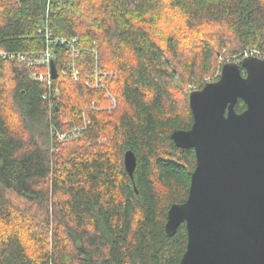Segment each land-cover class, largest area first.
Wrapping results in <instances>:
<instances>
[{
    "label": "trees",
    "instance_id": "16d2710c",
    "mask_svg": "<svg viewBox=\"0 0 264 264\" xmlns=\"http://www.w3.org/2000/svg\"><path fill=\"white\" fill-rule=\"evenodd\" d=\"M49 33L52 85L17 58ZM62 36L82 49L78 80L62 73ZM248 47L264 51V0H0V264H179L186 224L172 236L165 225L196 154L171 134L191 128L190 92L219 79L221 56ZM92 49L104 87L86 85Z\"/></svg>",
    "mask_w": 264,
    "mask_h": 264
},
{
    "label": "water",
    "instance_id": "95a60500",
    "mask_svg": "<svg viewBox=\"0 0 264 264\" xmlns=\"http://www.w3.org/2000/svg\"><path fill=\"white\" fill-rule=\"evenodd\" d=\"M52 78H58L55 61ZM246 103L242 112L235 105ZM194 122L171 137L193 148L196 167L185 202L174 203L165 225L170 236L181 223L187 246L179 264H264V57L222 65L219 79L190 92ZM133 179L137 157L124 155Z\"/></svg>",
    "mask_w": 264,
    "mask_h": 264
},
{
    "label": "built area",
    "instance_id": "2783aa9c",
    "mask_svg": "<svg viewBox=\"0 0 264 264\" xmlns=\"http://www.w3.org/2000/svg\"><path fill=\"white\" fill-rule=\"evenodd\" d=\"M51 34H47V46L46 48L38 53V54H24V53H19L17 55V58L20 61H26L28 64H36L39 66H44L46 69L43 71H34L32 72V77L36 78L37 80L47 82L48 85H52L53 81L55 80L52 78V72H51V64L53 61H55L56 57V52L54 49L53 41L50 39ZM76 37L73 38H68L65 36L60 37L57 42H61L66 46V48L69 51V61L67 64V68L62 71L63 74H67L68 71L70 70L71 74L73 75L74 80H78L80 77V69L77 65L79 55L81 53V48L77 46L76 44ZM92 54L94 55L96 59V63L93 67V72H94V81L91 83L89 79L86 81V85L93 87V88H99V87H104V79L108 78L110 75L108 72L103 71L100 66H99V55L100 51L98 49H92ZM6 55L7 53H3ZM11 56L14 57V54H11ZM247 56H256V57H264V51H260L254 48H246L244 49L241 53L237 55H233L232 57L224 58V63L227 61L231 60H237L240 61L242 58L247 57ZM59 73V70H58ZM221 70L219 71L218 75L220 76ZM59 76V74H58ZM58 90V88H57ZM110 95L111 93L108 92ZM112 96V95H111ZM117 106V100L112 96V100L110 103L111 108H115ZM87 126V122L82 128H85ZM74 132L77 131V127H74L73 129ZM65 134L59 135V140L64 141L65 140Z\"/></svg>",
    "mask_w": 264,
    "mask_h": 264
},
{
    "label": "rangeland",
    "instance_id": "374dc122",
    "mask_svg": "<svg viewBox=\"0 0 264 264\" xmlns=\"http://www.w3.org/2000/svg\"><path fill=\"white\" fill-rule=\"evenodd\" d=\"M169 20H170V19H169ZM229 56H231V55H229ZM225 57H226V56H224V57L221 56V58H220V60H219V63H221V62L224 63V58H225ZM218 73H219V69H218V71H217V73H216V76L218 75ZM216 76H215V77H216ZM58 77H59V76H58ZM7 80L10 81L9 78H7ZM38 133H39V132L37 131V134H38ZM38 137H39V140H40L41 142L44 141V138H43L42 136H40V134L38 135ZM74 137H75V136H74ZM41 229L43 230V229H46V228H43V227H42Z\"/></svg>",
    "mask_w": 264,
    "mask_h": 264
}]
</instances>
